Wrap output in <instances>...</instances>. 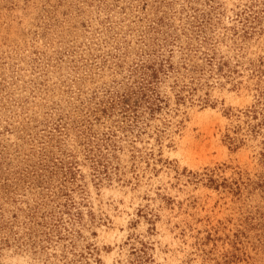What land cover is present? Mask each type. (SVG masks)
Returning a JSON list of instances; mask_svg holds the SVG:
<instances>
[{
  "label": "rangeland",
  "instance_id": "374dc122",
  "mask_svg": "<svg viewBox=\"0 0 264 264\" xmlns=\"http://www.w3.org/2000/svg\"><path fill=\"white\" fill-rule=\"evenodd\" d=\"M0 264H264V0H0Z\"/></svg>",
  "mask_w": 264,
  "mask_h": 264
}]
</instances>
